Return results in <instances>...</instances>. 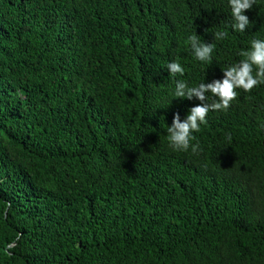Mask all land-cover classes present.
Here are the masks:
<instances>
[{"label": "trees", "instance_id": "trees-1", "mask_svg": "<svg viewBox=\"0 0 264 264\" xmlns=\"http://www.w3.org/2000/svg\"><path fill=\"white\" fill-rule=\"evenodd\" d=\"M245 14L238 33L227 0H0V264H264V85L209 112L195 154L166 133L200 103L176 80L264 39V0Z\"/></svg>", "mask_w": 264, "mask_h": 264}, {"label": "clouds", "instance_id": "clouds-1", "mask_svg": "<svg viewBox=\"0 0 264 264\" xmlns=\"http://www.w3.org/2000/svg\"><path fill=\"white\" fill-rule=\"evenodd\" d=\"M256 0H227L231 15V28L238 33H244L250 23L246 10L253 8ZM214 40H223L227 33L219 30L213 33ZM192 56L196 61L205 63L209 61L213 53L211 43L202 42L198 34L187 37ZM244 57L237 63L222 69L221 78L211 82H201L196 86H189L184 80L178 79L175 83L172 95L174 98L193 100L200 103L192 106L186 117L182 120L179 112L172 119V123L166 129L169 147L174 152L195 154L199 151V145L192 143L195 140L194 133L199 132L201 126L207 123V116L212 111H227L231 103L238 95L237 90L251 92L254 88L264 85V39H253L248 50L241 51ZM170 76H183L184 67L178 61H170L167 64ZM264 132V123L259 126ZM231 141L230 134L227 137Z\"/></svg>", "mask_w": 264, "mask_h": 264}]
</instances>
